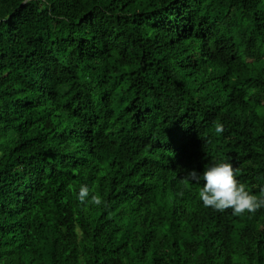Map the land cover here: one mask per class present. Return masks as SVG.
Here are the masks:
<instances>
[{
  "label": "trees",
  "instance_id": "16d2710c",
  "mask_svg": "<svg viewBox=\"0 0 264 264\" xmlns=\"http://www.w3.org/2000/svg\"><path fill=\"white\" fill-rule=\"evenodd\" d=\"M214 162L264 195V0H0V264H264Z\"/></svg>",
  "mask_w": 264,
  "mask_h": 264
},
{
  "label": "clouds",
  "instance_id": "9594fccd",
  "mask_svg": "<svg viewBox=\"0 0 264 264\" xmlns=\"http://www.w3.org/2000/svg\"><path fill=\"white\" fill-rule=\"evenodd\" d=\"M225 131L224 125L217 124L216 134ZM238 169L230 162H214L206 166L202 174L195 170L187 174L193 183L203 182L198 191V198L205 208L217 212L231 209L234 215L255 213L264 209V195H256L238 179ZM77 199L81 204L100 206L103 201L100 196L91 193L88 186H81Z\"/></svg>",
  "mask_w": 264,
  "mask_h": 264
}]
</instances>
